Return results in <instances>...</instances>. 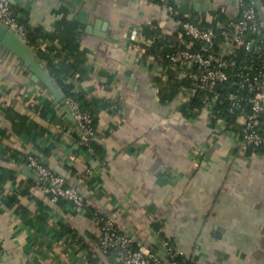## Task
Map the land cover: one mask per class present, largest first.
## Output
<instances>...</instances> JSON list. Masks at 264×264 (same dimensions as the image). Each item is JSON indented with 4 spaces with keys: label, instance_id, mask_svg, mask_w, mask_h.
<instances>
[{
    "label": "crops",
    "instance_id": "0c3cea01",
    "mask_svg": "<svg viewBox=\"0 0 264 264\" xmlns=\"http://www.w3.org/2000/svg\"><path fill=\"white\" fill-rule=\"evenodd\" d=\"M170 2L208 26L239 13L235 0ZM11 3L35 57L0 40V264H122L117 251L91 249L99 233L92 210L137 245L164 251L167 264L161 235L194 264H264V155L239 154L240 132H215L208 110L189 120L175 101L160 103L156 64L129 48L139 24L175 34L161 3ZM62 81L99 100V157L79 143L78 124L55 92ZM31 154L65 169L71 183L91 171L81 189L88 207L35 189Z\"/></svg>",
    "mask_w": 264,
    "mask_h": 264
},
{
    "label": "built area",
    "instance_id": "2783aa9c",
    "mask_svg": "<svg viewBox=\"0 0 264 264\" xmlns=\"http://www.w3.org/2000/svg\"><path fill=\"white\" fill-rule=\"evenodd\" d=\"M235 1L238 18H221L215 24L204 27L190 19L177 17L178 8L170 0H162L161 6L168 11L169 19L175 24V34H166L160 25L139 24L129 31V48L135 50L140 60L156 41L172 49L167 54L166 66L154 55L147 57L148 62L157 66V92L170 73L177 72L179 78H188L190 84L182 87L174 101L188 104L200 96L204 109L208 110V120L211 116L217 119L213 129L218 134L232 133L226 128V120L213 111L215 102L222 96L216 86L231 79V84L237 89L225 94L230 101L229 110L231 113L238 112V120L244 124L238 152L244 155L248 146H254L263 148L264 155V0ZM0 20L26 41L28 30L15 14L11 0H0ZM149 28L153 29V33H146ZM251 33L255 36L252 37ZM241 50L243 53H240ZM66 103L80 129V145H88L89 152L94 154L89 144L97 133L93 117L81 108L75 98L66 96ZM95 156L99 157V154ZM28 159V165L41 176V182L35 185V189L49 193L55 202L63 198L83 207L81 189L87 184L91 171L80 174L75 183H68L64 173L45 165L37 156L31 154ZM96 219L99 224L98 240L91 249L104 253L117 251L122 264H167L155 251L137 245L132 236L120 232L114 220L101 214H96ZM161 240L171 264H190L172 239L161 235Z\"/></svg>",
    "mask_w": 264,
    "mask_h": 264
},
{
    "label": "trees",
    "instance_id": "16d2710c",
    "mask_svg": "<svg viewBox=\"0 0 264 264\" xmlns=\"http://www.w3.org/2000/svg\"><path fill=\"white\" fill-rule=\"evenodd\" d=\"M155 1L160 2V3L162 2V0H155ZM220 12H221V10H220ZM224 15L225 14H223V17L226 20L230 19V17H228V16L226 17ZM177 17L183 18L185 20L189 19L183 13H179L177 15ZM238 17H239V14L236 17H232V18H238ZM19 20L22 22V20L20 18H19ZM194 22L196 23L197 20H195ZM198 24H200L201 26H204V27H208V25H206L205 23H198ZM153 25L157 26V24H154V23H153ZM146 33H148V34L153 33V29H150V28L147 29ZM251 36L254 37L255 35L251 33ZM170 52H172V49L168 48L165 43H163L161 41H156V43L149 48L148 53L146 54V57H150V56L154 55V56H156L155 58H160L162 60L163 64L166 66V65H168L167 54H169ZM240 53H243V50H241ZM155 79L157 80L159 78L156 77ZM189 84H190V80L188 78L181 79L178 77L177 72L170 73L165 84L160 88V91H159L160 103H162V104L173 103L176 96L178 95L179 91L182 89V87L184 85H189ZM61 87H62V90L67 97L75 98L80 103V106L82 109L90 112L91 116L93 117V124L96 127L97 112L99 110V104H98L99 100L89 98L81 92H76L74 89V84L72 82L62 81ZM216 88H217V90H219L222 93V96L220 97V99L218 101L215 102L213 111L217 112L220 117H223L226 120L227 130H231L232 133L233 132H238V133L240 132V136H241L242 130L244 128V124H242L238 121V117H239L238 112L237 113H231L230 112V110H229L230 101L228 100L227 96L225 95L230 90H236L237 86L232 85L231 79H230L228 82L218 84L216 86ZM175 104L180 106L179 110L189 120L197 119L198 116L201 114V112L204 110V105H203V102L201 101L200 96L193 98L188 104H181L178 102L177 103L175 102ZM246 109L249 110L248 107H246ZM263 120H264V118H263ZM216 122H217V119L215 117H213V116H211V118L209 117L210 125H212L214 127V126H216L215 125ZM97 134L98 133H96V136H97ZM96 136H95V138L91 139L89 142L91 147H93V149H94V154L92 152H89V146L88 145H84V144L81 145L84 150H86L89 154H91L94 157L96 154H101L104 151L103 146L98 141H96L97 140ZM237 147L235 148V150L238 152ZM254 152L258 153V154H263V148L248 146L245 154L248 155V154H251ZM28 158H29V155L25 156L27 163L29 162ZM64 177H66V179L68 181V177L66 175ZM68 183H71V182L68 181ZM82 197H83V194H82ZM83 200H84L83 207L86 209L88 207V203L85 202L84 197H83ZM58 202L59 203L73 204L71 201L63 199V198H60V200ZM91 212H93V214H95V215L101 214V216H104L106 218H110L113 220L112 217L107 216L106 214H104L101 211L92 210ZM75 236H76L78 242L82 241L81 237H79L77 234ZM96 238H98V236ZM88 250H89L88 255H91V256L95 255L94 252L90 251L91 250L90 247H88ZM188 262L190 264H194L192 261H188Z\"/></svg>",
    "mask_w": 264,
    "mask_h": 264
},
{
    "label": "water",
    "instance_id": "95a60500",
    "mask_svg": "<svg viewBox=\"0 0 264 264\" xmlns=\"http://www.w3.org/2000/svg\"><path fill=\"white\" fill-rule=\"evenodd\" d=\"M13 1V0H11ZM258 2V0H256ZM106 22L103 25V28H105ZM101 36H104V33L101 34ZM0 40L3 42V44H5L7 47L13 49L14 51L20 53L23 58H27V60L29 61L30 56H34L35 57V53L34 51L31 49V47L26 44V42L21 39L20 37H18L13 30H11L3 21L0 20ZM14 42V43H13ZM17 45V46H16ZM29 56V58L27 57ZM56 94L58 95L59 100H62L65 104V107L69 110V112L71 113V110L69 108V106L66 103V95L65 93L61 90V88H58L56 91ZM72 115V113H71ZM73 116V115H72ZM56 170L66 174L65 169L63 168H56ZM35 176L37 177L38 181L41 182V176L37 171H33ZM160 257H162L164 260H167L166 258V254L164 251H160L157 253ZM170 259V258H169ZM171 260V259H170Z\"/></svg>",
    "mask_w": 264,
    "mask_h": 264
}]
</instances>
